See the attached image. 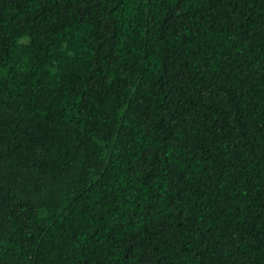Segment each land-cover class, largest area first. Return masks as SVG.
Segmentation results:
<instances>
[{"label":"trees","instance_id":"1","mask_svg":"<svg viewBox=\"0 0 264 264\" xmlns=\"http://www.w3.org/2000/svg\"><path fill=\"white\" fill-rule=\"evenodd\" d=\"M0 264H264V0H0Z\"/></svg>","mask_w":264,"mask_h":264}]
</instances>
